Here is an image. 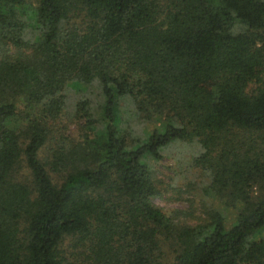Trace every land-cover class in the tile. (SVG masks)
I'll return each mask as SVG.
<instances>
[{"label":"trees","instance_id":"trees-1","mask_svg":"<svg viewBox=\"0 0 264 264\" xmlns=\"http://www.w3.org/2000/svg\"><path fill=\"white\" fill-rule=\"evenodd\" d=\"M174 142L232 219L152 203ZM0 264H264V0H0Z\"/></svg>","mask_w":264,"mask_h":264},{"label":"rangeland","instance_id":"rangeland-1","mask_svg":"<svg viewBox=\"0 0 264 264\" xmlns=\"http://www.w3.org/2000/svg\"><path fill=\"white\" fill-rule=\"evenodd\" d=\"M56 123L50 138L46 142L52 147L60 135L77 137L82 128L68 119ZM16 126V120H13ZM149 123V129L153 127ZM69 139V138H68ZM196 150L195 144L174 142L161 152L158 160H148L153 173L157 194L152 203L164 214L171 215L179 224L192 225L206 218L208 209L221 212L227 219L236 213L235 207L224 206L223 199L215 196L208 188V179L199 168L189 166L191 156ZM41 152H45L40 150ZM21 176L26 175V168L21 164L18 168ZM54 181L58 176L51 174ZM23 179V178H22ZM239 205V204H238ZM239 207V206H238ZM167 252L168 247H164Z\"/></svg>","mask_w":264,"mask_h":264}]
</instances>
